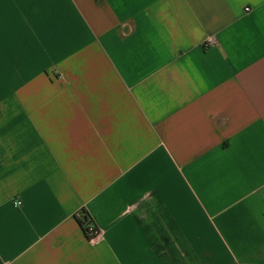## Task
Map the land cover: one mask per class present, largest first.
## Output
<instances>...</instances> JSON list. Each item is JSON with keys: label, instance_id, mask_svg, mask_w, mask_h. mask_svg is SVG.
Listing matches in <instances>:
<instances>
[{"label": "crops", "instance_id": "1", "mask_svg": "<svg viewBox=\"0 0 264 264\" xmlns=\"http://www.w3.org/2000/svg\"><path fill=\"white\" fill-rule=\"evenodd\" d=\"M0 264H264V0H0Z\"/></svg>", "mask_w": 264, "mask_h": 264}, {"label": "trees", "instance_id": "2", "mask_svg": "<svg viewBox=\"0 0 264 264\" xmlns=\"http://www.w3.org/2000/svg\"><path fill=\"white\" fill-rule=\"evenodd\" d=\"M78 222L84 229V232L90 237L91 233L94 231H97L94 227H91L93 225V222L90 218V216L85 212L82 211L81 217L78 219ZM91 229L93 231H91Z\"/></svg>", "mask_w": 264, "mask_h": 264}, {"label": "built area", "instance_id": "3", "mask_svg": "<svg viewBox=\"0 0 264 264\" xmlns=\"http://www.w3.org/2000/svg\"><path fill=\"white\" fill-rule=\"evenodd\" d=\"M249 10H250L249 8L246 9V11H249ZM215 43H216V40H215L214 38H212V37H209L208 39H206L204 45H205L206 47H208V46L213 45V44H215ZM20 204H21L20 201L15 202V205H16V206H19ZM91 231H93V230H91ZM93 232H94V231H93Z\"/></svg>", "mask_w": 264, "mask_h": 264}]
</instances>
